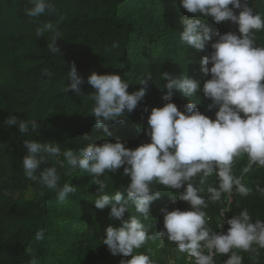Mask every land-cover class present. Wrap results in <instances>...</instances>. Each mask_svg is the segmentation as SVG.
Returning <instances> with one entry per match:
<instances>
[{
	"label": "trees",
	"instance_id": "16d2710c",
	"mask_svg": "<svg viewBox=\"0 0 264 264\" xmlns=\"http://www.w3.org/2000/svg\"><path fill=\"white\" fill-rule=\"evenodd\" d=\"M52 2L54 14L30 19L23 11L30 7L27 0H0V264H120L131 256H113L102 239L108 226L119 228L129 215L135 214L134 207L130 206L129 213L121 219L111 217L108 207L95 208L94 200L102 193L93 184L91 174L72 170L66 163L64 168H59L55 160L49 158L37 172L57 166L61 186L70 181L76 187L64 201L58 200L54 191L24 176L22 159L27 150L23 141L55 142L62 151L74 152L92 144L99 145L104 140L120 141L129 149L150 142L144 134L147 117L151 108L164 105L162 97L167 94L161 73L174 76L185 73L203 83L206 78L199 69L200 59L210 54V45L218 35L236 32L237 26L231 22L216 24L211 18L199 17L213 35L205 49L197 51L180 40L183 21L193 17L179 7V0ZM249 6L264 15V0H249ZM45 22H51L61 33L56 42L59 52L55 55L47 48L51 33L46 32L43 37L35 35L37 27ZM255 43L264 46V30L255 33ZM73 62L85 81L80 86L82 96L64 92L65 86L70 84L67 74ZM44 69L52 76H43ZM93 72L121 75L130 83L129 93L144 87L139 83L146 74L150 72L152 76L146 95L131 113L126 112L124 122L109 124L111 135L98 129L92 116L94 89L87 84V78ZM191 99L199 101L197 107L201 114L215 118L217 109L206 111L210 100L199 93ZM171 102L183 112V106L189 101L173 91ZM10 115L18 120H36V134H21L16 126L6 125ZM246 164V156L238 158L233 166L234 174L240 176ZM101 179L106 185V194L120 191L126 196L130 178L123 175V167ZM244 179L253 189L257 183L264 187V168H254ZM216 183L214 173L206 178L204 187ZM154 187L161 191V197L150 205L149 218L141 217L150 233L164 230L162 209L191 210L186 202L175 199L177 190L162 185ZM178 191L183 192V188ZM202 195L207 199L206 191ZM226 203L227 194H223L221 202H209L205 209L211 217L209 227L214 231L226 232V221L245 208L253 221H264V196L255 191L247 197L233 192L228 205L230 211L221 218L220 209ZM222 220L225 221L223 228L218 229ZM41 228L45 230V238L36 241L35 233ZM164 245L160 247L158 238L136 251L149 255L152 264H168L169 256L175 264H193L187 254L179 253L174 243L165 239ZM240 254L243 264H253L248 253ZM229 255H217L216 264H224ZM259 264H264V249Z\"/></svg>",
	"mask_w": 264,
	"mask_h": 264
},
{
	"label": "clouds",
	"instance_id": "9594fccd",
	"mask_svg": "<svg viewBox=\"0 0 264 264\" xmlns=\"http://www.w3.org/2000/svg\"><path fill=\"white\" fill-rule=\"evenodd\" d=\"M27 4L30 7L23 11L30 19L55 13L52 0H27ZM179 7L193 17L183 21L180 33L181 42L188 48L203 51L212 38L211 28L199 17L211 18L216 24L231 22L237 26V31L218 35L210 45V54L200 59L199 69L206 78L203 83L185 73L178 76L161 73L167 94L162 97L164 105L151 108L147 117L144 134L150 142L129 149L120 141L104 140L99 145L92 144L74 152L62 151L55 142L24 140L27 150L22 159L24 176L38 181L54 191L58 200L64 201L76 190L70 181L60 184L57 166L64 168L66 163L72 170L91 174L93 184L102 193L94 200L95 208L108 207L111 217L121 219L129 213L130 206L134 207L135 214L129 215L119 228L108 226L102 239L113 256H131L120 264H152L149 255L136 250L158 238L161 248L167 239L176 245L179 253L187 254L193 264H216L215 257L225 254L230 255L224 264H243L240 253H248L253 264H259L264 249V221H253L245 208L226 221V232H217L209 227L211 217L205 209L209 202H221L222 195L227 194L226 206L220 209L222 218L230 211L228 205L233 192L241 197L250 196L254 191L264 196V187L257 183L253 189L244 179L254 168H264V46L255 43V33L264 30V15L254 12L249 0H179ZM46 32L51 33L48 51L55 55L59 52L56 42L61 33L51 22H45L37 27L35 35L43 37ZM42 75L51 77L52 73L44 69ZM67 75L70 84L65 86L64 92L82 96L80 86L85 81L74 62ZM149 81H152L150 72L139 83L144 87L129 93L130 83L119 74H90L87 84L94 89L91 99L95 126L111 135L109 124L124 122L126 112L131 113L146 95ZM173 91L189 101L183 106V112L171 102ZM197 93L211 101L206 111L217 109L214 119L198 110L199 101L191 99ZM144 111H148L147 106ZM5 124L16 126L21 134H36L38 128L36 120H18L11 115ZM242 156L247 157V164L242 174L236 176L233 166ZM49 158L54 159L57 166L46 167L38 173ZM121 167L123 175L130 178L126 196L120 191L106 194L101 177ZM214 173L216 185L205 189L206 178ZM154 185L177 190L175 199L186 202L191 210L162 209L164 230L150 233L141 217L149 218L150 205L161 197V191ZM182 188L183 192H179ZM205 191L207 199L202 195ZM224 223L219 222L218 229H222ZM44 238L45 230L41 228L35 233V240ZM167 260L168 264H175L171 256Z\"/></svg>",
	"mask_w": 264,
	"mask_h": 264
}]
</instances>
